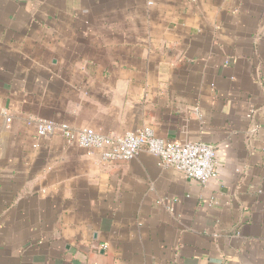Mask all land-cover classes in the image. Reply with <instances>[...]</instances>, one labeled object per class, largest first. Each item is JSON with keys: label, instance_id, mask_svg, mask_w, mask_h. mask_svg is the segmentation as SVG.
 Instances as JSON below:
<instances>
[{"label": "crops", "instance_id": "1", "mask_svg": "<svg viewBox=\"0 0 264 264\" xmlns=\"http://www.w3.org/2000/svg\"><path fill=\"white\" fill-rule=\"evenodd\" d=\"M40 120L214 144L218 177ZM0 264H264V0H0Z\"/></svg>", "mask_w": 264, "mask_h": 264}, {"label": "built area", "instance_id": "2", "mask_svg": "<svg viewBox=\"0 0 264 264\" xmlns=\"http://www.w3.org/2000/svg\"><path fill=\"white\" fill-rule=\"evenodd\" d=\"M7 117V122H11ZM39 137L61 134L70 144L89 152L99 151L108 162H128L141 152L159 158L162 167L178 170L193 181L207 183L218 177L216 145L195 141L181 142L156 135L150 127H143L122 135L103 134L89 127L73 129L68 124L40 120L36 124Z\"/></svg>", "mask_w": 264, "mask_h": 264}]
</instances>
